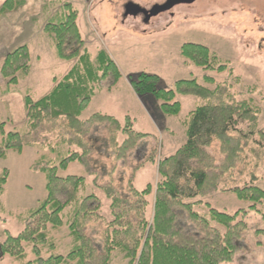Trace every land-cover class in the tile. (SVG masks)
Returning a JSON list of instances; mask_svg holds the SVG:
<instances>
[{"label":"trees","instance_id":"16d2710c","mask_svg":"<svg viewBox=\"0 0 264 264\" xmlns=\"http://www.w3.org/2000/svg\"><path fill=\"white\" fill-rule=\"evenodd\" d=\"M27 1L7 0L4 9H21ZM65 8L58 22L46 24L45 32L53 38L58 57L76 60V64L61 80L55 79V87L42 99L26 98L24 132L6 133L2 128L0 160L29 147L43 151L32 170L45 175L46 195L36 207L15 216L23 225L20 233L0 238V264L7 259L17 264H115L118 255L126 264L233 263L243 250L248 211L227 213L210 206L208 213L201 214L196 207L202 202L195 200L231 192L260 212L259 206L264 205V189L259 185L264 179V131L242 129L244 124H258L260 108L242 100L228 84L212 88L193 78L178 80L172 89H166L158 75L131 76L134 92L141 98L154 97L166 116L181 113L178 96L196 97L199 102L184 121L186 142L161 160L152 152L133 171L127 192H120L113 183L100 185L99 178L94 180L110 201L111 219H107L105 203L98 195L81 194L87 178L61 172L78 162L89 175H97L88 139L97 123L109 126L108 152L115 163L126 159L149 134L136 130L130 117L124 123L102 113L82 118L97 86L105 83L108 89L116 87L122 73L106 50L94 59L80 30L78 11L70 3ZM181 55L207 72L228 70V65L203 44H184ZM31 62L30 47L21 46L6 55L0 74L16 84L21 76L31 74ZM206 80L214 83L212 78ZM216 144L224 156L221 162L209 152ZM63 148L67 150L61 152ZM54 154L57 157H51ZM149 163L157 165L159 181L139 190L136 174ZM9 175L8 169L0 171V197ZM262 220L264 224V214ZM91 224L101 228L102 247L88 234ZM65 227L68 234L62 237ZM257 235L263 239L258 244L264 246V225ZM64 238L68 239L66 252H62Z\"/></svg>","mask_w":264,"mask_h":264},{"label":"rangeland","instance_id":"374dc122","mask_svg":"<svg viewBox=\"0 0 264 264\" xmlns=\"http://www.w3.org/2000/svg\"><path fill=\"white\" fill-rule=\"evenodd\" d=\"M6 1L0 0V66L8 53L28 45L32 71L29 76H21L16 84H10V80L0 74V143L2 128L6 133L26 130V98L42 99L55 87V79L61 80L76 64V60L58 57L53 38L45 32L49 21L58 22L66 13V3L78 11L79 27L94 59L99 51L106 50L122 73L116 87L108 89L105 83L97 86L93 101L82 118L102 113L124 123L130 117L136 130L149 136L141 140L126 159L115 163L108 152L109 126L97 123L88 136L93 148L91 163L97 175H89L78 162L61 172L64 176L87 178L86 189L81 194L98 195L105 203L107 219H111L110 201L95 186L94 180L99 178L100 185L113 183L120 192H127L133 171L147 161L152 152L156 151L157 160H161L173 155L186 142L184 121L199 102L196 97L178 96L177 100L182 103L181 113L166 116L154 97L141 98L134 92L131 76L140 73L158 75L166 89H172L178 80L193 78L212 88L217 84H228L242 100L254 102L261 110L258 124H244L242 129L245 132L264 131V0H198L192 5H178L154 17L149 24L144 23L142 17H125L126 6L137 3L148 10L167 0H28L21 9L5 10ZM187 43L209 47L221 63L228 65V70L207 72L188 62L181 55V48ZM207 77L214 83H209ZM66 150L63 148L61 152ZM209 152L219 162L224 158L219 144L211 147ZM42 153L29 147L21 154L10 152L7 159L0 160V171H10L0 197L1 239L8 234L20 233L23 225L16 215L36 207L46 195L45 175L32 170ZM51 157H57V154ZM158 181V167L149 163L137 172L135 186L143 190ZM259 185L264 189V179ZM153 200L151 197V202ZM195 201L202 202L196 207L201 214L208 213L210 206L227 213L248 211L249 229L241 242L243 250L230 264H264V246L258 244L263 239L257 235L264 225V205L259 206L260 212L255 211L250 208L251 202L239 200L231 192H218ZM63 231L60 236H67V227ZM88 234L98 247H102L98 225L88 226ZM65 243H68L67 238H64L62 252L68 250ZM3 264L17 263L7 259ZM115 264H126L122 255L117 256Z\"/></svg>","mask_w":264,"mask_h":264},{"label":"water","instance_id":"95a60500","mask_svg":"<svg viewBox=\"0 0 264 264\" xmlns=\"http://www.w3.org/2000/svg\"><path fill=\"white\" fill-rule=\"evenodd\" d=\"M198 0H167L163 4H157L152 9L147 10L142 8L137 3H129L126 6L125 17H138L143 15L144 23L149 22L156 16L173 10L178 5H192Z\"/></svg>","mask_w":264,"mask_h":264},{"label":"flooded vegetation","instance_id":"af4514ba","mask_svg":"<svg viewBox=\"0 0 264 264\" xmlns=\"http://www.w3.org/2000/svg\"><path fill=\"white\" fill-rule=\"evenodd\" d=\"M148 10H150V9H148ZM138 17H142L143 18V20H144V17H143V15H141V16H138ZM150 23V22H149Z\"/></svg>","mask_w":264,"mask_h":264},{"label":"crops","instance_id":"0c3cea01","mask_svg":"<svg viewBox=\"0 0 264 264\" xmlns=\"http://www.w3.org/2000/svg\"><path fill=\"white\" fill-rule=\"evenodd\" d=\"M187 62V61H186Z\"/></svg>","mask_w":264,"mask_h":264}]
</instances>
